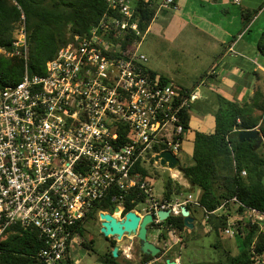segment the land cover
<instances>
[{
  "label": "built area",
  "instance_id": "obj_1",
  "mask_svg": "<svg viewBox=\"0 0 264 264\" xmlns=\"http://www.w3.org/2000/svg\"><path fill=\"white\" fill-rule=\"evenodd\" d=\"M107 3L110 11L86 34L72 35L42 74L25 66L20 81L0 88V241L15 225L33 227L44 244L38 257L61 264L75 258L82 223L92 213L99 221V213L123 219L127 198L135 203L129 211L153 215L151 224L160 225L152 228L157 238L167 218L181 215L182 205L200 210L206 220L211 213H226L232 203L225 234L235 235L239 221L255 222L263 231L264 212L236 197L211 212L191 192L171 201L154 198L152 185L135 166L158 153H152L155 145L178 157L182 112L200 94L179 89L146 67L148 58L140 50L144 34L131 0ZM173 5L174 0L159 3L160 8ZM128 35L134 39L124 44ZM110 194L117 211L104 210ZM166 209L162 221L157 212ZM130 238L119 249L126 259H132Z\"/></svg>",
  "mask_w": 264,
  "mask_h": 264
},
{
  "label": "trees",
  "instance_id": "obj_2",
  "mask_svg": "<svg viewBox=\"0 0 264 264\" xmlns=\"http://www.w3.org/2000/svg\"><path fill=\"white\" fill-rule=\"evenodd\" d=\"M108 9L107 0H0V48L5 49L9 54L0 53V88L20 81L25 66L31 74H42L47 61L72 35L86 34L104 13L110 11ZM133 15L138 18L139 29L145 31L154 15V8H151L144 0H137ZM249 16L250 11L248 15L242 12V22L245 27L249 22ZM22 21L26 35L30 33L40 41L35 54L26 59L23 48L13 44L15 40L13 32ZM127 39L124 44L131 43L134 36L128 35ZM258 49L264 55V44L260 42ZM257 94L260 95V103L254 100ZM219 99L220 104L213 113L214 131L211 133L196 131L190 160H187L184 165L181 164L182 176L188 181L189 189L169 178L161 200L171 201L175 195L183 194L185 188L189 192L197 187L200 189L198 201L209 212L214 211L225 200L232 197H236L245 206L264 212V152L260 150V146L256 147L255 140L240 142L237 135L242 129L258 126L257 128L264 136L263 120L259 124V120L255 121L252 117L257 108L260 109L262 116L264 115V93L261 90L260 93L256 92L252 102L238 103L221 95ZM189 120V109H186L181 115L185 130L189 129ZM234 127L236 131L233 130ZM263 145L264 142L261 143V147ZM162 149H164L163 145H155L152 153L160 152ZM150 159L153 161L151 155ZM140 163L141 161H138L135 168L146 176V170ZM242 170L246 171L245 176L241 175ZM111 197V194L106 196L104 205V210L110 212L114 208ZM227 206L229 211L226 213H211L204 222L202 218L199 219L196 229L205 236L227 235L223 229L227 226L229 217L234 215L233 204L229 203ZM133 208L135 203H130L127 198L124 202V212ZM187 208L194 218V227L187 228L181 215L167 218L162 223L164 226L158 235L157 245L161 247V252L155 257L165 250L166 258H179L180 264H257L260 262L264 253V233L260 231L259 224L251 221H239L240 225L235 233L240 237L238 251H232L226 244L223 245L216 240L211 243V246L220 250L221 260L198 259V248L202 245L199 246L194 242L196 241L194 214L197 209L190 205H187ZM239 210L243 209L239 208ZM90 216L93 217L95 214L92 213ZM158 226L160 225L150 224L149 231ZM9 231L6 238L0 241V264H45L38 257V251L44 244L37 229L15 225ZM109 242L110 248L98 255L99 264H124L119 260V251L117 257L111 253L115 241L111 239ZM81 244L83 248L93 250V240L83 238ZM152 258L154 257L150 256L137 264H144ZM125 262L133 264L130 259H125ZM61 264H75V261L72 258H64Z\"/></svg>",
  "mask_w": 264,
  "mask_h": 264
},
{
  "label": "crops",
  "instance_id": "obj_3",
  "mask_svg": "<svg viewBox=\"0 0 264 264\" xmlns=\"http://www.w3.org/2000/svg\"><path fill=\"white\" fill-rule=\"evenodd\" d=\"M131 2L134 8L137 0ZM144 2L154 8L146 31H151L157 24L159 32L154 41L149 44L146 41L147 53L143 52L148 58L146 67L179 89H196L200 94L189 109V129L184 131L182 143V150L191 157L195 132L211 133L215 128L213 113H198L196 105L209 100L212 91L243 103L252 102L256 91L263 90L258 72L264 73V66L256 57L261 54L258 41L253 40L252 45L244 35L234 38L244 25L242 12L248 15L249 10L245 7L239 14L235 11V7H242V0H174V5L166 8L159 7L160 0ZM143 44L144 41L141 47ZM257 102L260 103V99ZM257 109L253 116L257 114L260 122L261 111ZM197 115L202 119L198 120ZM192 122L195 128H191ZM174 179L189 189L190 185L182 175ZM194 215L201 217L200 210Z\"/></svg>",
  "mask_w": 264,
  "mask_h": 264
},
{
  "label": "rangeland",
  "instance_id": "obj_4",
  "mask_svg": "<svg viewBox=\"0 0 264 264\" xmlns=\"http://www.w3.org/2000/svg\"><path fill=\"white\" fill-rule=\"evenodd\" d=\"M242 2H243L242 7L240 8L235 7L236 9L235 11L238 12L239 14L240 10L246 7L250 11V16L248 19L249 22L246 24L247 25L246 27L245 25H243L241 29V33L239 32L238 34L234 35L235 40L238 39L240 36L244 35L245 37H247L245 39H247L249 44L253 45V40L258 41V43L261 42V44H264V35H262V33L264 32V0H242ZM146 30L143 31L144 37H143L142 43L144 41V44L142 47L140 46V50L144 53L145 52L147 53V50L145 47L146 41L148 44L151 41H154L155 35L159 33L157 24L154 26V28H152L151 31H146ZM234 30H237V29H234ZM38 35L41 36L40 34ZM146 35H148L147 40H144ZM13 37L15 39L14 41L17 43L22 41V39L24 38V41L20 45H18V47L23 48L25 59L28 56L29 57L33 56L35 54V51L39 47L40 41L36 40L35 36H33L30 33L26 35V31L24 30L23 21L19 22V24L16 26L13 32ZM17 49L18 48L16 47V52H17ZM0 53L9 55L8 52H6L5 49L3 48H0ZM256 57L260 60V62L264 66V55L260 54V55H257ZM251 66L253 65L251 64ZM258 75H260V88L263 89L262 91L264 93V73L260 71L258 72ZM254 84L255 83H253V85ZM256 92L260 93V89L259 91L257 90ZM219 94L220 93H218L217 91H212L210 94V99L207 101L201 102V104L196 105L195 110L198 113L200 112L202 114H207L209 112L214 113L217 106H219L220 104ZM259 99H260V95L257 94L254 97V100L259 101ZM197 117H198V120L202 119L201 116L199 115H197ZM252 117L255 121L258 119L257 114H255L254 116L252 115ZM260 117L262 118L260 119L259 123H261V121L263 120L262 123L264 124V115L262 116V114L260 113ZM194 126L195 125L192 122L191 128H195ZM182 147H183V144H182ZM185 152H186L185 150H181L180 153L178 154V158L182 165H184L187 160H190L189 155H186ZM141 163H142L143 168L146 170V178L152 185V194L155 199H161L163 197L164 191L166 189V182L169 178L173 179L174 182H178L177 179H174V177L172 176L173 172L170 169L160 166V164L155 163L154 160L151 161L150 159L147 158V160L146 159L142 160ZM189 192H191L194 197H198V195L200 194V189L197 187H194L193 189L189 190ZM189 192L185 188L182 195H186ZM174 197H177V196L175 195ZM141 208L142 206L139 205L137 207V210L143 213ZM199 219H201L200 216L195 219L196 226L194 230L196 234L195 235L196 241L194 242L198 243L199 246L202 245V247L198 248V255H197L198 259H201L204 261L221 260L222 256H221L220 250L218 248H215L214 246H211V243L215 242L216 240H219V243L223 245L226 244V246L232 249V251L239 250L238 243L240 244V237L238 235H233V236L222 235L221 237L214 236V235L205 236L202 234L201 231H198V229H196L198 225L197 222H199ZM204 221L205 220H203V222ZM205 228H208V227L205 226ZM152 230L148 232V239L151 241H156L158 243L159 238H157V236L155 235V232ZM80 232L84 239L93 240L94 245H93V250L83 248L82 244L80 247H76V251L74 253V257L76 258V259L74 258L75 264H99L98 255H101L102 253L106 252L110 248L109 241L112 239L115 241V244L117 243V240L115 239V237L114 238L104 237V235L100 232V221L98 219V216H93L92 218L85 220L81 225ZM133 239L134 240L132 241V246H131V254H132L131 261L133 264H137L139 262L138 244H137L136 239L135 238ZM125 259L126 258L124 256L122 255L119 256V260L122 263L127 264L125 262ZM176 259H178L179 261V258H176ZM160 261L163 264V261L162 260ZM257 264H261V263L258 262Z\"/></svg>",
  "mask_w": 264,
  "mask_h": 264
},
{
  "label": "water",
  "instance_id": "obj_5",
  "mask_svg": "<svg viewBox=\"0 0 264 264\" xmlns=\"http://www.w3.org/2000/svg\"><path fill=\"white\" fill-rule=\"evenodd\" d=\"M240 142L256 140L257 144L262 141V135L257 127L252 129H242L238 132ZM153 160L159 163L160 166L170 169L176 175H183L181 163L177 156L173 155L169 150H163L153 156ZM118 208L115 207L114 211ZM158 218L164 221L169 215V209L159 210ZM181 216L183 217L184 225L192 229L194 227V218L190 215V211L185 205L181 206ZM100 232L104 237H113L117 243L113 246L111 253L114 257L118 256V251L121 246L131 242L130 237H134L138 244L139 261L147 258L155 257L161 252V247L157 243L148 239L149 225L153 221L151 213L145 214L143 217L137 215L134 211H127L123 219H117L111 213H99ZM125 236L123 237V235ZM163 264H180L176 259L166 258Z\"/></svg>",
  "mask_w": 264,
  "mask_h": 264
},
{
  "label": "flooded vegetation",
  "instance_id": "obj_6",
  "mask_svg": "<svg viewBox=\"0 0 264 264\" xmlns=\"http://www.w3.org/2000/svg\"><path fill=\"white\" fill-rule=\"evenodd\" d=\"M260 124V123H259ZM261 135H262V133H261ZM262 141L259 143V144H257V141H256V143H255V145H256V147H259L260 146V150H262L263 152H264V145H263V147H261V143H263V141H264V136L262 135ZM250 141V140H249ZM164 225L162 224V227H163ZM262 233H264V230L263 231H261ZM134 240V239H133ZM132 240V241H133ZM166 251L164 250V251H162V254L161 255H159L158 257H154V258H152L151 260H149L148 262H146V263H144V264H162V262L160 261V260H162V261H164L165 259H166ZM261 260H260V263L261 264H264V253H263V255L261 256Z\"/></svg>",
  "mask_w": 264,
  "mask_h": 264
}]
</instances>
